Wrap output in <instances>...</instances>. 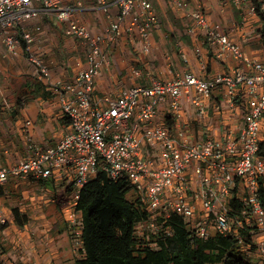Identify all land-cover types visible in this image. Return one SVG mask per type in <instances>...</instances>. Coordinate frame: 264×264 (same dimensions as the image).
Here are the masks:
<instances>
[{
  "label": "built area",
  "instance_id": "1",
  "mask_svg": "<svg viewBox=\"0 0 264 264\" xmlns=\"http://www.w3.org/2000/svg\"><path fill=\"white\" fill-rule=\"evenodd\" d=\"M96 1L105 8L111 1L119 5V13L104 33L93 32L78 16L81 0H0V35L10 54L18 51L22 40L30 48L36 33L43 30L41 23L29 26L40 11L35 3L66 22L67 34L83 40L87 52L86 66L78 69L74 82L53 79L43 57L29 56L36 77L61 97L69 122L55 146L37 148L9 166L0 165V185L14 177L46 181L51 188L31 193L32 204L42 207L61 201L78 257L84 253L83 212L78 208L81 190L103 171L112 180L127 179L134 187L132 196L145 204L149 217L138 233L145 229L160 233L164 224L179 215L195 235L204 239L215 232L235 236L246 254L252 256L255 251L264 263L260 197L264 189V63L246 57L240 43L197 9L190 13L195 19L190 29L206 31L215 56L227 59L231 55L249 69L240 65L235 75L220 72L211 79L189 72L174 80L154 79L151 84L137 83L117 94L99 96L94 81L109 62L104 41L128 32L150 52V29L159 18L150 0ZM177 4L186 7L183 1ZM257 7L264 12V0L259 6L252 3L250 12L258 13ZM140 73L132 69L133 75ZM218 85H223L224 99L213 101V106L227 126L216 135L190 131L185 100L193 105L195 119L204 122ZM32 125L28 119L23 127L29 132ZM233 199L239 205L238 217L231 212ZM12 210L0 201V227L15 222ZM246 228L251 242L242 236ZM167 234H173L171 228Z\"/></svg>",
  "mask_w": 264,
  "mask_h": 264
},
{
  "label": "crops",
  "instance_id": "2",
  "mask_svg": "<svg viewBox=\"0 0 264 264\" xmlns=\"http://www.w3.org/2000/svg\"><path fill=\"white\" fill-rule=\"evenodd\" d=\"M81 1L83 6L78 10V16L96 33H104L119 13V5L114 1L108 8L96 0ZM150 1L159 18L150 29L153 51L145 52L141 41L128 32L112 40L106 39L104 50L109 62L95 78L97 95L98 92L117 94L137 83L151 84L154 79L174 80L189 72L211 79L220 72L235 75L234 71L240 65L249 69L245 62L231 55L227 59L215 56L206 40V31L190 29L195 24L190 13L197 9L205 12L210 24L219 23L232 40L240 43L246 57L264 63V20L260 14L249 10L252 3L259 6L261 0H246L241 4L235 0ZM178 1L185 2L186 7L179 6ZM35 4L40 11L29 26L41 23L43 30L36 33L37 39L30 48L22 40L18 51L10 54L0 35V165L3 166L21 160L37 148L55 146L69 122L62 109L61 97L51 92L49 84L36 77L29 56L43 57L52 78L66 82H74L78 69L86 66L87 52L83 40L67 34V23L49 13L42 3ZM157 62L161 65L158 68L161 77L152 73L144 77L146 73L143 74L137 66H147L151 70ZM133 68L141 73L133 75ZM223 93V85L214 90L210 115L204 122L195 119L193 105L185 100L190 131L216 135L227 126L228 122L213 106V101L224 99ZM28 119L33 123L29 132L23 127ZM11 144L20 152L10 147ZM48 186L46 181L37 183L32 176L14 177L0 185V201L12 209H24L23 214L30 217L24 226L15 223V226L1 227L7 234L13 233V250L19 246L22 254L18 261L16 254H0V264H76L79 257L64 218L53 229L56 221L49 217V210L54 203H45L42 207L32 204L30 194ZM252 256L259 264L263 263L255 251Z\"/></svg>",
  "mask_w": 264,
  "mask_h": 264
},
{
  "label": "trees",
  "instance_id": "3",
  "mask_svg": "<svg viewBox=\"0 0 264 264\" xmlns=\"http://www.w3.org/2000/svg\"><path fill=\"white\" fill-rule=\"evenodd\" d=\"M257 8L264 20V12ZM262 33L264 38V27ZM130 191L134 187L127 179L115 181L103 171L82 188L78 208L83 212L84 253L76 264H259L241 249L235 236L215 232L204 239L190 231L179 215L164 224L160 233L153 234L147 229L138 233V227L147 223L149 213ZM260 197L264 204L263 188ZM230 206L232 214L238 217L235 199ZM61 209L62 203L58 201L49 210V217L56 221L53 229L62 221ZM13 215L20 226L30 221L18 208L13 209ZM169 228L172 235L167 234ZM241 233L251 242L249 228Z\"/></svg>",
  "mask_w": 264,
  "mask_h": 264
},
{
  "label": "rangeland",
  "instance_id": "4",
  "mask_svg": "<svg viewBox=\"0 0 264 264\" xmlns=\"http://www.w3.org/2000/svg\"><path fill=\"white\" fill-rule=\"evenodd\" d=\"M85 44V43H84ZM85 47H86V45H85ZM153 49H154V46H152V49H151V52L153 51ZM117 54H118V56L120 55V53H118L117 52ZM145 56H146V58H147V55L145 54ZM155 66H154V69H149V68H147V66H145V67H143V66H139V64L137 65L140 69H142L143 70V74L144 73H146L145 75H144V77H146V76H148V74H153L154 76H156V77H161L160 75H159V72H158V68L159 67H161V65L159 64V62H157L156 64H154ZM169 67V66H168ZM144 77L142 78V79H144ZM220 85H218L217 86V89H218V87H219ZM98 94L100 95V96H103L105 93H103V92H98ZM241 131V129L239 128L238 129V132H240ZM10 147H15V146H12V144H11V146ZM16 148V147H15ZM16 151H18V152H20L19 150H17V148H16ZM20 155H22V154H20ZM192 176V172H190L189 174H188V177H191ZM39 182H42V181H40V180H37V183H39ZM133 192L134 191H130L129 192V194H133ZM187 220H190V219H188L187 218ZM12 225H14L15 226V222H13L12 223ZM29 226H30V224H29ZM11 235H13V233H11ZM11 235L10 234H7L5 231H3L2 230V228L0 227V254L1 255H4L5 253H7V255H14V254H16V257H17V261H18V259H19V257H21V254H22V249L21 248H19V246L17 247V249H14L13 250V247H12V244H13V242H12V238H11ZM10 257V256H9ZM261 263V262H260ZM262 264V263H261Z\"/></svg>",
  "mask_w": 264,
  "mask_h": 264
},
{
  "label": "clouds",
  "instance_id": "5",
  "mask_svg": "<svg viewBox=\"0 0 264 264\" xmlns=\"http://www.w3.org/2000/svg\"><path fill=\"white\" fill-rule=\"evenodd\" d=\"M38 180L43 181V180H41V179H38ZM49 188H51V187H49ZM49 188H48V189H49ZM15 223H16V222H15Z\"/></svg>",
  "mask_w": 264,
  "mask_h": 264
}]
</instances>
